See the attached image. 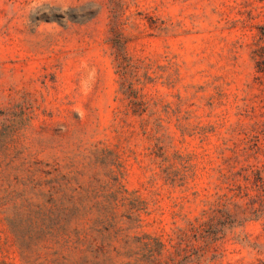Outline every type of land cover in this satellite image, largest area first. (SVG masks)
Returning <instances> with one entry per match:
<instances>
[{
    "label": "rangeland",
    "instance_id": "1",
    "mask_svg": "<svg viewBox=\"0 0 264 264\" xmlns=\"http://www.w3.org/2000/svg\"><path fill=\"white\" fill-rule=\"evenodd\" d=\"M116 65L149 98L138 114L116 97ZM22 97L116 141L144 228L224 202L203 232L212 258L189 264L264 261V0H0V107Z\"/></svg>",
    "mask_w": 264,
    "mask_h": 264
},
{
    "label": "trees",
    "instance_id": "2",
    "mask_svg": "<svg viewBox=\"0 0 264 264\" xmlns=\"http://www.w3.org/2000/svg\"><path fill=\"white\" fill-rule=\"evenodd\" d=\"M116 70L124 112L140 113L149 98L126 82L121 65ZM37 109L25 97L0 107V264H189L212 258L206 240L212 233L203 232L212 219L229 216L224 202L185 217L184 226L148 230L147 200L126 186L127 153L116 141L100 136L97 123L88 130L76 115L53 119L44 107ZM111 125L116 134L117 123ZM161 150L153 143L145 151L163 159Z\"/></svg>",
    "mask_w": 264,
    "mask_h": 264
}]
</instances>
